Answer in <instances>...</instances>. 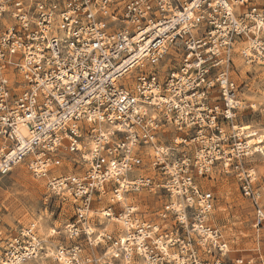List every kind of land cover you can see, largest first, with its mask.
<instances>
[{"label":"built area","instance_id":"built-area-1","mask_svg":"<svg viewBox=\"0 0 264 264\" xmlns=\"http://www.w3.org/2000/svg\"><path fill=\"white\" fill-rule=\"evenodd\" d=\"M238 54L264 65L258 0H0V177L24 163L72 211L51 241L0 229V264H228L215 174L234 178L264 245ZM58 154L74 171L53 173ZM140 193L162 200L152 215Z\"/></svg>","mask_w":264,"mask_h":264},{"label":"rangeland","instance_id":"rangeland-1","mask_svg":"<svg viewBox=\"0 0 264 264\" xmlns=\"http://www.w3.org/2000/svg\"><path fill=\"white\" fill-rule=\"evenodd\" d=\"M258 2L264 4V0ZM233 63L229 75L239 87V99L245 106L255 104L256 109L244 110L240 113L239 128L244 126L250 128L244 134L254 131L258 132V135H264V65L247 66L239 54L234 56ZM260 141L263 148H260L261 145L258 146L255 140L253 145L264 153V138ZM55 159L54 174L74 171L70 163L71 157L58 154ZM249 160L250 165L256 170L264 205V156L256 154ZM203 184L205 190L215 199L211 223L220 230L223 239L228 243L230 250L227 257L228 264H234L236 259H242L243 264H264V245L257 239L251 227V207L241 196L234 178L215 174L211 179L203 181ZM134 198L140 204V209L150 215L162 203V200L146 193H140ZM71 218L69 203L59 198L47 197L44 182L33 179L24 163L15 166L9 174L0 177V229L5 233L13 234L23 227L34 225L38 236L47 242L51 241L48 239L51 230L62 229ZM169 227L170 225H167V228ZM64 243L66 244L67 241L64 240ZM24 264L57 263L48 258H37Z\"/></svg>","mask_w":264,"mask_h":264},{"label":"bare ground","instance_id":"bare-ground-1","mask_svg":"<svg viewBox=\"0 0 264 264\" xmlns=\"http://www.w3.org/2000/svg\"><path fill=\"white\" fill-rule=\"evenodd\" d=\"M239 128V127H238ZM243 128H245V130L244 131H249L250 130V128L248 129V126H244ZM243 128H239L238 130H240V131H243ZM20 132H21V135L22 136H24L25 135V132L22 130V129H20ZM246 135V138H252V137H254V138H252V139H250V141H249V143H250V145H253V141L255 140V142H257L258 144H260L261 143V139L262 138H264V135H258V132H250L249 134H245ZM260 138V139H259ZM256 148H259V147H257L256 146ZM264 152V151H263Z\"/></svg>","mask_w":264,"mask_h":264}]
</instances>
